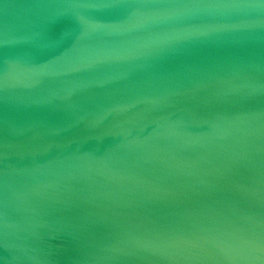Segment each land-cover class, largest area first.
Returning <instances> with one entry per match:
<instances>
[{
	"label": "water",
	"instance_id": "water-1",
	"mask_svg": "<svg viewBox=\"0 0 264 264\" xmlns=\"http://www.w3.org/2000/svg\"><path fill=\"white\" fill-rule=\"evenodd\" d=\"M0 264H264V0H0Z\"/></svg>",
	"mask_w": 264,
	"mask_h": 264
}]
</instances>
